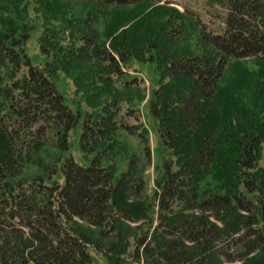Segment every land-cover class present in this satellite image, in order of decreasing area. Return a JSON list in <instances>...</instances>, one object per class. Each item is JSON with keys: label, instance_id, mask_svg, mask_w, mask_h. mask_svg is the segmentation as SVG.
Instances as JSON below:
<instances>
[{"label": "trees", "instance_id": "1", "mask_svg": "<svg viewBox=\"0 0 264 264\" xmlns=\"http://www.w3.org/2000/svg\"><path fill=\"white\" fill-rule=\"evenodd\" d=\"M170 1L36 0L41 67L0 14V264H93L90 246L107 264H264V0ZM130 60L158 76L150 196Z\"/></svg>", "mask_w": 264, "mask_h": 264}, {"label": "rangeland", "instance_id": "2", "mask_svg": "<svg viewBox=\"0 0 264 264\" xmlns=\"http://www.w3.org/2000/svg\"><path fill=\"white\" fill-rule=\"evenodd\" d=\"M0 2H3L4 0H0ZM171 5L182 10L184 4H188L190 6H193V10H198L200 6V0H171ZM7 11L8 12H1L0 14L2 16L11 18L12 20L16 21L18 24H23L28 28V31L30 32L29 39L26 43V49L27 53L32 58V61L34 64L38 66H42L44 58L39 52L38 48V36L42 30V20H43V14L38 9V5L36 3V0H7ZM113 10V9H110ZM121 10H131V11H137L133 9L131 6H127L125 8H118L115 9L113 12H121ZM74 12L78 11V7L73 8ZM196 12V11H195ZM108 18V17H107ZM133 18V16H132ZM105 20V18H103ZM103 19H100L97 23V28L100 32L103 31ZM131 20V19H130ZM106 21V20H105ZM246 66H248L249 69H255L256 66L248 61L246 63ZM126 71L129 75H135L141 79L142 85L145 87L146 90V98L140 102L136 103V106L138 107L141 115V121L145 124L149 131V145L151 149V160L150 163L144 168L143 170V177L146 182L147 186V195L150 196L153 188H154V177H155V166L159 164V153H158V139L155 133V122L150 115V112L147 108V102L146 99L149 97L151 91L156 87L157 85V79L158 76L156 72L153 69V66L148 64H142L141 62H137L134 60H130L127 63ZM55 85L57 90L64 96L65 103L74 109L75 105L72 103V92H73V85L71 83V80L64 75L63 73H59L58 76L55 79ZM80 132V125L77 126L75 132L72 134L71 142H72V148L71 153L73 156V159L84 166L88 165V160L84 159L79 151L78 148V135ZM133 144L135 145V142L133 141ZM264 154V152H263ZM260 164L264 166V158L261 160ZM125 167V161H121L119 159V163L117 166L116 176L120 173L122 169ZM89 254L92 259L93 264H107L105 258L94 251L92 246L89 247Z\"/></svg>", "mask_w": 264, "mask_h": 264}]
</instances>
